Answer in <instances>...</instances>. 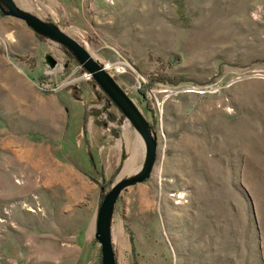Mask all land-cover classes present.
<instances>
[{
  "label": "rangeland",
  "instance_id": "rangeland-1",
  "mask_svg": "<svg viewBox=\"0 0 264 264\" xmlns=\"http://www.w3.org/2000/svg\"><path fill=\"white\" fill-rule=\"evenodd\" d=\"M14 1L152 127L151 173L111 214L115 264H264V0ZM3 8L0 264H99L97 209L143 144L62 45Z\"/></svg>",
  "mask_w": 264,
  "mask_h": 264
},
{
  "label": "water",
  "instance_id": "water-1",
  "mask_svg": "<svg viewBox=\"0 0 264 264\" xmlns=\"http://www.w3.org/2000/svg\"><path fill=\"white\" fill-rule=\"evenodd\" d=\"M0 1L4 6L2 9L4 15L22 20L36 34L67 48L83 70L90 74L94 82L107 95L106 98L120 112L125 121L136 131L143 144L142 166L132 175L116 181L103 196L96 212L94 239L99 245V264H115L110 232L111 214L119 194L127 187L144 182L154 166L156 142L151 135L149 125L128 98L127 93L76 39L64 32L57 24L38 17L19 6L14 0Z\"/></svg>",
  "mask_w": 264,
  "mask_h": 264
},
{
  "label": "crops",
  "instance_id": "crops-1",
  "mask_svg": "<svg viewBox=\"0 0 264 264\" xmlns=\"http://www.w3.org/2000/svg\"><path fill=\"white\" fill-rule=\"evenodd\" d=\"M19 1H21V0H19ZM24 8V7H23ZM24 9H26V8H24ZM26 10H28V9H26ZM29 11V10H28ZM32 13V12H31ZM34 14V13H33ZM39 17V16H38ZM30 31H32V30H30ZM47 40V39H46ZM53 43V42H52ZM108 130V129H107ZM109 131V130H108ZM89 134H90V132H89ZM107 137V136H106ZM134 166H135V159H134V157H133V159H132V156L130 157V159H128L126 162H124V164H123V167H122V170H123V173L124 174H128V173H130V172H132V170H133V168H134ZM131 174V173H130ZM129 175V174H128Z\"/></svg>",
  "mask_w": 264,
  "mask_h": 264
},
{
  "label": "trees",
  "instance_id": "trees-1",
  "mask_svg": "<svg viewBox=\"0 0 264 264\" xmlns=\"http://www.w3.org/2000/svg\"><path fill=\"white\" fill-rule=\"evenodd\" d=\"M64 49H65V51H67V53H69V55H71V57L72 58H74V56L71 54V52L67 49V48H65L64 47ZM149 87V83H144V84H142L141 86H139L138 87V91L141 93V95H145V90L147 89ZM142 96V97H143ZM107 99V98H106ZM107 102H108V104H110V105H112L113 106V104L107 99ZM150 128V127H149ZM150 131H151V133H153V131H152V127L150 128ZM101 192H102V189H101Z\"/></svg>",
  "mask_w": 264,
  "mask_h": 264
},
{
  "label": "built area",
  "instance_id": "built-area-1",
  "mask_svg": "<svg viewBox=\"0 0 264 264\" xmlns=\"http://www.w3.org/2000/svg\"><path fill=\"white\" fill-rule=\"evenodd\" d=\"M117 65L120 67L119 70H117V72L125 71V68H124L125 64L124 63L119 62ZM85 75L87 76V78L90 77V74L89 73H85Z\"/></svg>",
  "mask_w": 264,
  "mask_h": 264
},
{
  "label": "bare ground",
  "instance_id": "bare-ground-1",
  "mask_svg": "<svg viewBox=\"0 0 264 264\" xmlns=\"http://www.w3.org/2000/svg\"><path fill=\"white\" fill-rule=\"evenodd\" d=\"M108 66H106L107 68ZM85 75V74H84ZM86 76V75H85ZM87 77V76H86ZM132 102V101H131ZM133 103V102H132ZM133 105L135 106V104L133 103ZM136 107V106H135ZM136 109L138 110V108L136 107ZM139 111V110H138ZM134 156H132V159H133Z\"/></svg>",
  "mask_w": 264,
  "mask_h": 264
}]
</instances>
